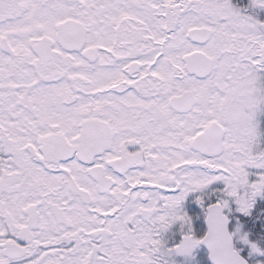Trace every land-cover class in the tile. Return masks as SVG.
I'll return each mask as SVG.
<instances>
[{"label": "snow or ice", "instance_id": "1", "mask_svg": "<svg viewBox=\"0 0 264 264\" xmlns=\"http://www.w3.org/2000/svg\"><path fill=\"white\" fill-rule=\"evenodd\" d=\"M0 264H264V0H0Z\"/></svg>", "mask_w": 264, "mask_h": 264}]
</instances>
